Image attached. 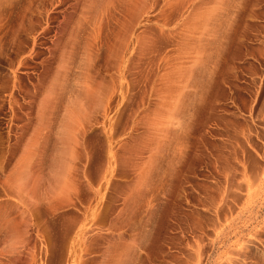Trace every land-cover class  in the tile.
<instances>
[{
  "label": "rangeland",
  "instance_id": "rangeland-1",
  "mask_svg": "<svg viewBox=\"0 0 264 264\" xmlns=\"http://www.w3.org/2000/svg\"><path fill=\"white\" fill-rule=\"evenodd\" d=\"M0 264H264V0H0Z\"/></svg>",
  "mask_w": 264,
  "mask_h": 264
}]
</instances>
